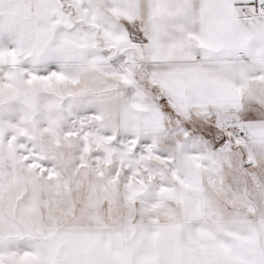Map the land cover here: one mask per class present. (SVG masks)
Listing matches in <instances>:
<instances>
[{
    "label": "snow or ice",
    "instance_id": "1",
    "mask_svg": "<svg viewBox=\"0 0 264 264\" xmlns=\"http://www.w3.org/2000/svg\"><path fill=\"white\" fill-rule=\"evenodd\" d=\"M0 264H264V0H0Z\"/></svg>",
    "mask_w": 264,
    "mask_h": 264
}]
</instances>
